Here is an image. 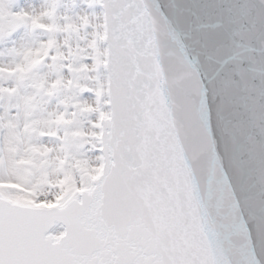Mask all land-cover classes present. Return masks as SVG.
I'll use <instances>...</instances> for the list:
<instances>
[{"label":"snow or ice","instance_id":"obj_1","mask_svg":"<svg viewBox=\"0 0 264 264\" xmlns=\"http://www.w3.org/2000/svg\"><path fill=\"white\" fill-rule=\"evenodd\" d=\"M0 264H264V0H0Z\"/></svg>","mask_w":264,"mask_h":264}]
</instances>
